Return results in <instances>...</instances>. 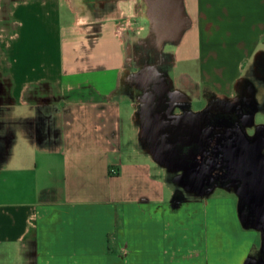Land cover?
Instances as JSON below:
<instances>
[{"label": "crops", "instance_id": "crops-1", "mask_svg": "<svg viewBox=\"0 0 264 264\" xmlns=\"http://www.w3.org/2000/svg\"><path fill=\"white\" fill-rule=\"evenodd\" d=\"M161 1L84 0L76 12L64 0H0V264H202L184 250L181 211L230 187L184 181L152 104L157 90L191 112L244 94L264 0ZM220 15L250 31L241 56H209ZM142 57L165 67L142 70Z\"/></svg>", "mask_w": 264, "mask_h": 264}, {"label": "rangeland", "instance_id": "rangeland-1", "mask_svg": "<svg viewBox=\"0 0 264 264\" xmlns=\"http://www.w3.org/2000/svg\"><path fill=\"white\" fill-rule=\"evenodd\" d=\"M64 2L76 12H84L85 10L84 0H64ZM218 17L221 22L220 28L215 32L208 31L209 56L214 57L218 54L241 56L246 50L244 40L250 37V31L245 30L237 22L242 16L220 15ZM126 23L129 25V30L126 26L117 27V35L122 39L129 32H133V22L126 21ZM146 50H150V45L146 46ZM253 53L247 62L248 68L245 77L238 80V86L244 91V94L224 101L219 100L216 96H210L207 100H196L192 107L193 111L199 112L207 106H212L211 109L220 108L228 112L232 106L239 105L240 112L245 114L243 120L246 119V122L243 125L246 134L252 136L258 133V128L264 130V112H260L262 105L259 102L260 97L264 99V39ZM143 59L145 58L142 57L141 63L137 64L142 70H162L165 67L162 66L163 68H161L151 59H145L143 62ZM183 68L181 66L180 70L196 71L195 66ZM3 87L2 84V90ZM180 100L183 101V98ZM207 195L210 194L203 197L206 198ZM209 200L211 202L209 208H202L200 204L194 207L198 209V213H193L191 209L181 211L184 218L181 228L189 227L190 229V232L187 233L189 239L183 245L185 252L189 253L192 249L200 251L201 257L197 261L202 264H242L243 260L252 253L251 260H259L264 242L263 234L255 226L244 223L240 214L238 217L236 216L237 205L239 211V198L234 188L217 189ZM158 232H160L159 229ZM132 234L133 230L130 229L128 235L131 236ZM194 242L196 246H193Z\"/></svg>", "mask_w": 264, "mask_h": 264}, {"label": "flooded vegetation", "instance_id": "flooded-vegetation-1", "mask_svg": "<svg viewBox=\"0 0 264 264\" xmlns=\"http://www.w3.org/2000/svg\"><path fill=\"white\" fill-rule=\"evenodd\" d=\"M156 93L152 104V112L157 123L156 139L165 141L170 152L177 151L180 156L179 164L185 169L184 181L203 193L217 186L234 188L239 203L246 208L264 201L263 187L250 199L241 191L245 184L236 172L228 171L225 166H221L220 161L213 169L211 164L207 163L209 160L224 156L228 147L234 151L238 150L236 152L246 158L250 145L264 144V130L258 128V133L252 136L246 134L243 125L246 122V119L243 120L245 114L240 112L239 105L232 106L228 112L220 108H210L199 114L186 109L179 110L186 103L177 100L175 94L162 95L159 90ZM188 155H191L190 159L194 162L186 160ZM196 173L201 176V180L195 179ZM248 264H264V242L259 260H250Z\"/></svg>", "mask_w": 264, "mask_h": 264}, {"label": "water", "instance_id": "water-1", "mask_svg": "<svg viewBox=\"0 0 264 264\" xmlns=\"http://www.w3.org/2000/svg\"><path fill=\"white\" fill-rule=\"evenodd\" d=\"M148 3L150 8L154 5L155 8L157 7L159 9L163 1L154 0V4L152 1ZM195 147L194 152H196ZM236 151L238 152V150ZM236 151L228 147L227 153L224 156L213 161L209 160L207 163H210L212 166L211 169H213L218 166L217 162L220 161L221 166H225L228 171L236 172L237 176L243 179L245 184L241 191H243L248 198L252 199L259 188L263 187L262 190H264V144L250 145L246 158ZM170 154L174 156L176 160H180V156H178L176 150H172ZM190 157L191 155H188L186 160L188 162H194ZM195 179L201 180V176L196 173ZM239 213L244 223H249L251 226L260 229L262 234L264 233V201L259 204H251L249 208L239 203Z\"/></svg>", "mask_w": 264, "mask_h": 264}, {"label": "built area", "instance_id": "built-area-1", "mask_svg": "<svg viewBox=\"0 0 264 264\" xmlns=\"http://www.w3.org/2000/svg\"><path fill=\"white\" fill-rule=\"evenodd\" d=\"M126 28H127V26H126ZM112 174L113 175L117 174V171L116 170H112Z\"/></svg>", "mask_w": 264, "mask_h": 264}]
</instances>
